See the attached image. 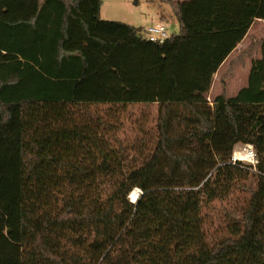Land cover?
I'll return each instance as SVG.
<instances>
[{"label": "trees", "instance_id": "1", "mask_svg": "<svg viewBox=\"0 0 264 264\" xmlns=\"http://www.w3.org/2000/svg\"><path fill=\"white\" fill-rule=\"evenodd\" d=\"M162 1L179 31L153 42L102 0H0V264H264V38L248 86L229 96L223 77L209 101L264 0ZM136 103L158 118L130 157L110 139ZM236 191L200 241V202Z\"/></svg>", "mask_w": 264, "mask_h": 264}, {"label": "rangeland", "instance_id": "2", "mask_svg": "<svg viewBox=\"0 0 264 264\" xmlns=\"http://www.w3.org/2000/svg\"><path fill=\"white\" fill-rule=\"evenodd\" d=\"M103 7L101 10L100 17L102 19L108 20H119L122 22H128L127 20L134 21L136 23L140 22L142 19L149 20L151 14L157 11L166 12L169 14V18L166 19V26L171 34H175L179 31L178 19L172 6L162 0H102ZM120 18V19H119ZM123 18V19H122ZM126 20V21H124ZM144 21H142L143 23ZM140 26V25H136ZM244 60L243 58H241ZM233 66L231 67L232 70ZM222 81V80H221ZM218 90V89H216ZM223 90L220 91V93ZM214 93V92H213ZM228 93V91H227ZM214 94L209 95V101L213 103L215 96ZM118 107V106H115ZM117 117L120 122V126L116 131H113L117 138L120 140L116 141L110 139L111 145L118 150L123 146L129 148L128 153L130 157L136 152L133 147H139V142L141 140H146L148 142V147H152L151 144L154 138V131L156 128V122L158 118V104H144L136 103L127 106L126 111H121L117 113ZM236 152H240L237 156L244 157L240 159H235ZM232 161H241L244 165H252L253 169L257 165V157L255 149L252 145L238 144L232 155ZM115 177L108 178L105 180V192L103 198H106L111 191V183ZM137 189V188H136ZM135 190V189H134ZM133 190V191H134ZM131 192L129 197L130 201H135L140 198L141 194L137 198H133L134 192ZM182 190L174 189L173 193H178ZM246 196L244 193H239L238 191L231 193L224 199H216L210 204L200 202L202 205L197 211V217L200 218L202 223L203 232L200 236V241L211 242L213 237L217 236L222 232L223 226L227 221L226 211L232 209L234 206L242 202L240 200L242 197ZM241 197V198H240ZM138 202V201H137Z\"/></svg>", "mask_w": 264, "mask_h": 264}, {"label": "crops", "instance_id": "3", "mask_svg": "<svg viewBox=\"0 0 264 264\" xmlns=\"http://www.w3.org/2000/svg\"><path fill=\"white\" fill-rule=\"evenodd\" d=\"M167 18H169V14L159 10L155 13L153 12L149 20L142 19L138 23L127 20V23L138 28H143L159 22L166 23ZM142 21L144 22L142 23ZM262 38H264V19L256 18L243 40L228 55L219 67L218 71L215 73L209 95L214 94L213 96L217 97L222 93H220V91L223 90V83L221 81L223 77L225 78L226 90L228 91L229 96H236L241 89L248 86L252 61L253 59H259L262 57V47L258 45V42ZM232 66V70H229Z\"/></svg>", "mask_w": 264, "mask_h": 264}, {"label": "built area", "instance_id": "4", "mask_svg": "<svg viewBox=\"0 0 264 264\" xmlns=\"http://www.w3.org/2000/svg\"><path fill=\"white\" fill-rule=\"evenodd\" d=\"M139 34L149 41L153 42H162L172 36L164 22H159L147 27H143L139 31ZM135 190H137L138 195L142 193V190L139 188Z\"/></svg>", "mask_w": 264, "mask_h": 264}, {"label": "bare ground", "instance_id": "5", "mask_svg": "<svg viewBox=\"0 0 264 264\" xmlns=\"http://www.w3.org/2000/svg\"><path fill=\"white\" fill-rule=\"evenodd\" d=\"M240 152H236V155H235V159H240V158H244V157H240V156H237V154H239ZM138 196L136 195V192H134V195H133V198H137Z\"/></svg>", "mask_w": 264, "mask_h": 264}]
</instances>
